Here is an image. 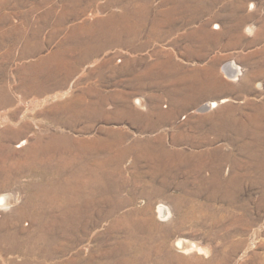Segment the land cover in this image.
I'll list each match as a JSON object with an SVG mask.
<instances>
[{
	"label": "rangeland",
	"instance_id": "rangeland-1",
	"mask_svg": "<svg viewBox=\"0 0 264 264\" xmlns=\"http://www.w3.org/2000/svg\"><path fill=\"white\" fill-rule=\"evenodd\" d=\"M3 196L0 264H264V0H0Z\"/></svg>",
	"mask_w": 264,
	"mask_h": 264
},
{
	"label": "bare ground",
	"instance_id": "bare-ground-1",
	"mask_svg": "<svg viewBox=\"0 0 264 264\" xmlns=\"http://www.w3.org/2000/svg\"><path fill=\"white\" fill-rule=\"evenodd\" d=\"M68 12V11H67ZM125 13V12H124ZM128 14V13H127ZM124 15V14H123ZM127 16V15H126ZM122 17V16H121ZM144 17V16H143ZM147 17V16H146ZM127 18V17H126ZM141 18V17H140ZM112 19H114V18H112ZM145 19V18H144ZM115 20V19H114ZM116 22V21H115ZM127 22V21H126ZM142 22V21H141ZM160 22V21H159ZM105 23H107V22H105ZM111 23V22H110ZM114 23V22H113ZM118 23V22H117ZM123 23H124V21H123ZM130 23V22H129ZM125 24V23H124ZM112 25V24H111ZM117 25V24H116ZM135 25V24H134ZM109 26V25H108ZM118 26V25H117ZM121 26V25H120ZM137 26V25H136ZM110 27V26H109ZM116 27V26H115ZM140 27V26H139ZM138 27V28H139ZM126 28H128V26L126 27ZM133 28V27H132ZM137 28V27H136ZM144 29V28H143ZM108 30V29H107ZM123 30V29H122ZM130 30V29H129ZM142 30V29H141ZM102 31V30H101ZM110 31V30H109ZM115 31H117L116 29H115ZM99 32V31H98ZM121 32V31H120ZM123 32V31H122ZM132 32H133V30H132ZM103 33H104V31H103ZM115 33V32H114ZM113 33V34H114ZM119 33V32H118ZM139 33V32H138ZM110 34V33H109ZM131 34V33H130ZM140 34V33H139ZM96 35V34H95ZM104 35V34H103ZM107 35V34H106ZM120 35H121V33H120ZM123 35V34H122ZM101 36V35H100ZM114 36V35H113ZM126 36V35H125ZM95 38V37H94ZM96 38L98 39V37L96 36ZM101 38V37H100ZM103 38V37H102ZM93 39V38H92ZM91 39V40H92ZM88 40V39H87ZM94 40V39H93ZM105 40H108V39H105ZM115 40V39H114ZM118 40V39H117ZM111 42V41H110ZM88 43V42H87ZM92 43V42H91ZM114 43H117V42H114ZM83 46V45H82ZM84 46H85V44H84ZM78 47V46H77ZM86 47V46H85ZM87 49V48H86ZM78 51H79V49H77ZM76 50V51H77ZM74 51V50H73ZM72 51V52H73ZM84 52V51H83ZM90 53V52H89ZM92 53V52H91ZM94 53V52H93ZM80 54H82V53H80ZM85 54V53H84ZM90 55V54H89ZM88 58V57H87ZM168 62V61H167ZM167 64V63H166ZM165 64V65H166ZM164 65V66H165ZM171 66H173L172 64H171ZM153 67V66H152ZM166 67V66H165ZM165 67H163V68H165ZM160 68V67H159ZM158 68V69H159ZM150 69V68H149ZM154 69V68H153ZM171 69V68H170ZM149 71V70H148ZM169 71V70H168ZM165 72V71H164ZM160 73V72H159ZM232 73V72H231ZM161 75V74H160ZM230 76H233V74L232 75H230ZM198 81V80H197ZM34 85V84H33ZM37 85V84H36ZM27 86V85H26ZM39 86V85H38ZM44 86V85H43ZM185 86V85H184ZM33 87V86H32ZM187 87V86H186ZM185 87V88H186ZM191 87V86H190ZM40 89V88H39ZM43 90V89H42ZM182 96V95H181ZM184 96V95H183ZM189 96V95H188ZM185 98V97H184ZM177 99H179V98H177ZM176 100V99H175ZM180 100V99H179ZM185 100V99H184ZM178 101V100H177ZM137 102V104H139V105H142V101L141 100H139L138 99V101H136ZM180 103V102H179ZM213 106L215 107V106H217V104L216 103H214L213 104ZM160 117V116H159ZM147 124V123H146ZM152 126V125H151ZM119 133V132H118ZM123 133V132H122ZM118 135V134H117ZM125 135V134H124ZM114 136V135H113ZM112 136V137H113ZM126 136V135H125ZM65 137V136H64ZM117 139V138H116ZM119 139V138H118ZM111 140V139H110ZM64 141V140H63ZM67 141V140H66ZM97 141V140H96ZM99 141V140H98ZM104 141V140H103ZM113 141V140H112ZM100 142V141H99ZM102 142V141H101ZM100 142V143H101ZM109 142V141H108ZM120 142V141H119ZM122 142V141H121ZM136 142V141H135ZM143 142V141H142ZM149 142V141H148ZM96 143V142H95ZM103 143V142H102ZM101 143V144H102ZM126 143V142H125ZM137 143V142H136ZM146 143V142H145ZM63 144H65V143H63ZM91 144V143H90ZM106 144H108V143H106ZM109 144H112V143H109ZM139 144V143H138ZM121 145V144H120ZM141 145V144H140ZM143 145V144H142ZM86 146V145H85ZM88 146V145H87ZM91 146V145H90ZM122 146V145H121ZM121 146H117V147H121ZM137 146V145H136ZM135 146V147H136ZM148 146V145H147ZM147 146H145V147H147ZM92 147V146H91ZM110 147V146H109ZM87 148V147H86ZM89 148V147H88ZM96 149H97V147H95ZM103 148V147H102ZM126 148H127V145H126ZM132 148V147H131ZM148 148V147H147ZM120 149V148H119ZM140 149V148H139ZM105 150V149H104ZM127 150H128V148H127ZM109 151V150H108ZM116 151V150H115ZM144 151V150H143ZM124 152V151H123ZM132 152V151H131ZM86 153V152H85ZM117 153V152H116ZM122 153V152H121ZM135 153V152H134ZM141 153V152H140ZM118 154V153H117ZM132 154V153H131ZM158 154V153H157ZM130 155V154H129ZM143 155V154H142ZM121 156V155H120ZM127 156V155H126ZM93 158H94V156H93ZM116 158V157H115ZM115 158H114V160H115ZM121 158H122V156H121ZM120 158V159H121ZM111 159V158H110ZM110 159H108V160H110ZM119 159V158H118ZM184 159V158H183ZM108 160H107V162H108ZM93 161V160H92ZM125 161V160H124ZM110 162V161H109ZM115 162V161H114ZM89 164V163H88ZM115 164V163H114ZM87 165V164H86ZM94 165V164H93ZM111 165H112V163H111ZM113 166V165H112ZM117 166V165H116ZM119 166V165H118ZM156 166V165H155ZM90 168V167H89ZM88 168V169H89ZM96 169V168H95ZM107 169H108V167H107ZM116 169H118V168H116ZM98 170V169H97ZM112 171V170H111ZM108 172V171H107ZM115 172V171H114ZM84 173V172H83ZM82 173V174H83ZM98 173V172H97ZM157 173V172H156ZM81 174V173H80ZM109 174V173H108ZM114 174V173H113ZM75 175H78V174H75ZM92 175H93V173H92ZM94 175H96V172H95V174ZM108 176V175H107ZM81 177H82V175H81ZM96 177V176H95ZM88 178V177H87ZM97 178V177H96ZM84 179V178H83ZM93 179V178H92ZM91 179V180H92ZM99 179V178H98ZM82 181V180H81ZM85 181V180H84ZM95 181V180H94ZM87 182H90V181H87ZM83 183V182H82ZM81 184V183H80ZM69 193V192H68ZM72 193V192H71ZM74 193V192H73ZM45 194L47 195V192H45ZM68 195V194H67ZM74 195V194H73ZM70 196V195H69ZM77 197H84V198H88L89 197V195L88 194H83V195H81V194H77L76 195ZM67 198H70L71 199V197H67ZM67 199L65 198L64 199V201H66ZM69 200V199H68ZM8 201V198L7 197H0V205H4L6 202ZM70 201V200H69ZM69 203V202H68ZM71 203V202H70ZM66 204H67V202H66ZM69 206V205H68ZM66 207V209L67 208H69V207ZM70 208H72V207H70ZM66 211H68V210H66ZM65 211V212H66ZM160 211H161V213H162V215H164L165 214V212L166 211H164L163 210V207H161L160 208ZM63 218H66L65 219V221H64V223L62 224V225H60V224H56V226H57V231H60L61 233H62V236H64V237H68V238H73V241H74V239L76 238V236H77V233H78V231H79V229H80V227L78 226V225H76L75 224V222H74V219L76 218V217H74L73 216V214L70 212H68V214L66 215V216H64ZM79 218V217H78ZM81 224V223H80ZM40 232L38 233V235L36 236V238H35V240H33V242H31L30 243V245H29V248H28V250H26V251H24L25 252V256H26V258L29 260V261H40V260H42L43 258H44V255H45V252H46V247H45V242H46V240L48 239L47 237H46V234L44 233V232H42L41 230H39ZM67 240V239H66ZM2 242L4 243V245L7 247V248H9V249H11V250H16V249H18L19 247H18V243H17V239H16V236H6L3 240H2ZM56 244H58V243H56ZM56 244L55 245H53V246H51V248H50V250H51V252H53V251H55V248H56ZM70 244V243H69ZM181 245V242H178V245ZM179 245V246H180ZM68 246V245H67ZM181 247V246H180Z\"/></svg>",
	"mask_w": 264,
	"mask_h": 264
}]
</instances>
